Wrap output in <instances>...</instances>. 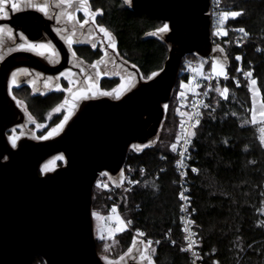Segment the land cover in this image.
<instances>
[{
	"label": "trees",
	"instance_id": "trees-1",
	"mask_svg": "<svg viewBox=\"0 0 264 264\" xmlns=\"http://www.w3.org/2000/svg\"><path fill=\"white\" fill-rule=\"evenodd\" d=\"M89 2L102 13L98 23L112 34L117 52L129 65L145 79L162 69L168 45L149 33L163 22L132 10L124 0ZM220 9L242 14L222 25L226 37L216 48L227 59L228 78L213 84L211 108L202 111L191 132L184 189L195 255L185 249L190 242L181 222V189L173 162L172 145L179 132L176 93L182 80L178 73L157 139L139 151L128 150L123 171L138 184L119 199L93 187L91 213L106 216L119 200L118 211L128 227L108 239L94 233L101 258H118L137 232L152 242L155 264H264V0H220ZM238 29L252 41L227 40ZM99 57L98 51L91 60ZM199 60L184 56L179 72ZM243 71L251 76H241ZM116 82L102 79L101 86L110 90ZM225 88L227 94L221 95ZM255 93L263 108L260 114L254 110ZM32 264L44 261L36 255Z\"/></svg>",
	"mask_w": 264,
	"mask_h": 264
},
{
	"label": "water",
	"instance_id": "water-1",
	"mask_svg": "<svg viewBox=\"0 0 264 264\" xmlns=\"http://www.w3.org/2000/svg\"><path fill=\"white\" fill-rule=\"evenodd\" d=\"M129 2L132 10L168 25L161 38L168 45L162 69L119 99L85 101L53 138H23L10 146L5 131L23 120L6 87L17 54L0 62V264H32L36 255L44 264H105L96 250L91 215L96 180L103 171L118 178L130 145L157 139L183 57L211 55L209 0ZM29 13L0 18V25L28 36L30 29L15 24ZM56 154L64 164L40 174L41 164Z\"/></svg>",
	"mask_w": 264,
	"mask_h": 264
},
{
	"label": "flooded vegetation",
	"instance_id": "flooded-vegetation-1",
	"mask_svg": "<svg viewBox=\"0 0 264 264\" xmlns=\"http://www.w3.org/2000/svg\"><path fill=\"white\" fill-rule=\"evenodd\" d=\"M52 3L45 4L47 14L38 11L37 8L28 7L14 10L9 6L6 16H4V18H8L10 14L31 10V13L27 14V18L15 24L17 27L30 29L28 36L21 30L17 29L15 31L13 27L4 24L7 25L12 37L7 44L5 42L8 40L2 41L3 44H0V53L4 52L0 57V62L11 54H17L13 58L15 65L8 72L6 87L9 97L22 112L23 120L5 131L8 143L12 147H16L18 141L23 139V137L16 139L14 128L25 124L28 118H31V125L45 122L46 127H50L64 120L65 109L73 108L69 119L64 123L63 130L85 101L97 98L92 96L95 95V91L89 93L88 90L83 91L85 90L83 89L81 91L80 89L79 93L72 95L68 94L67 90L74 84H82L86 88V85H90L95 80V71L91 68H93L92 65L96 63L97 59L91 60V56L99 51L101 57L103 49L98 42H93L94 36L91 34L90 28L92 26L90 24L84 28L79 26L80 13L76 14L75 21L77 20V22L71 23L68 21L67 16L72 9ZM45 5L42 4V6ZM53 37L56 40L58 39L57 43ZM67 37L72 38L71 43H69ZM29 44L36 47L28 49ZM93 44H95V48ZM41 45L43 47H39ZM89 77L92 78L91 81ZM110 78H101V80ZM101 88L105 91L109 90L102 86ZM62 130L48 139L57 136ZM37 135L40 137L26 138L35 141L47 140L41 139L43 133ZM9 138L14 143H11ZM104 263L106 264L105 261ZM121 264L147 263L134 257L128 258Z\"/></svg>",
	"mask_w": 264,
	"mask_h": 264
},
{
	"label": "rangeland",
	"instance_id": "rangeland-1",
	"mask_svg": "<svg viewBox=\"0 0 264 264\" xmlns=\"http://www.w3.org/2000/svg\"><path fill=\"white\" fill-rule=\"evenodd\" d=\"M90 0H87V4L86 7H80L79 9H75L72 8L71 10V15L76 19V14L80 13L81 14V20L78 21L80 24L85 18V12H89V13H94L96 11L92 10L90 7ZM130 0H124V2L130 6ZM17 2H23V0H9V6L11 3H17ZM34 2L39 5L42 6L48 3L53 2L52 4L56 5L59 4L60 7H65V8H69L67 7L66 4H60V0H34ZM71 3L73 5H79L83 3V0H71ZM28 8L27 6L22 7L21 9H25ZM29 8H35L36 7H29ZM4 16H6V12L4 13H0V18H4ZM98 16V15H97ZM97 16H95V21L96 23H91V21L89 22V24L92 26L90 28L91 34L94 36L93 37V42H98V44H100L101 48L103 49V54L101 55V57H99L95 63V65H97L96 68H91L94 69L95 71V80H93L91 82V84L86 85V88H84V85H72L71 90L72 91H68V94H72V95H76V93L80 92L79 90L81 89V91L83 89H87L88 92H94L95 91V97H103V96H107L111 99H117L116 96L119 95V98L121 96H123L127 91H125V89H131L138 81H143V80H147L145 79L140 73H137V71L134 69V67L132 65H129L117 52L116 49V42L114 37L111 34L112 40L111 43L114 44L115 46V51L112 50V48L108 47V42L106 41V38L103 36L102 33H100L97 30L98 26H102L101 24L98 23L97 21ZM72 22H77V20L72 21ZM71 22V23H72ZM224 23V22H223ZM164 25H167L166 23H162L160 24V26L156 29L153 30L152 32H150L149 34L158 38H162L167 32L164 33H159L158 29L162 28ZM223 24H221V21L219 22V30L226 32V29L222 26ZM103 27V26H102ZM0 29H2L3 31H0V44H3L2 41L8 40L5 42V44H7L8 42H10L12 35L10 34V32L8 31V27L7 25H0ZM155 33V35L153 34ZM4 52L0 53V57L3 55ZM216 56L214 57V61L211 62L210 64V68L212 69V73L214 76H222L226 74V63H227V59L224 56V54L221 52L220 49H217V53ZM195 56H197L196 54H193ZM198 57V56H197ZM200 58V57H198ZM206 66L208 63H206L205 61L199 60L197 63L192 64L190 62V65L194 66V68L199 69V67H202L204 65ZM221 69H223V71H221ZM156 74V73H154ZM154 76L153 74L150 76L152 77ZM106 77H111L113 79H116L117 82L114 84L113 88L111 90L105 91L104 89L101 88L100 86V80L101 78H106ZM131 78V79H129ZM193 83L192 79H188V80H181L180 85H179V90H181L184 94L187 95H191L192 92H194V88L191 86ZM101 92H111L113 93L112 95H101ZM223 91H221L222 93ZM122 93V94H121ZM178 95V91L176 93V98ZM253 103H254V110L256 114H260L263 110V108L261 107V105L259 104L258 101V96L256 95V93L253 95ZM66 107V106H65ZM165 107V105H164ZM67 108V107H66ZM73 109V108H72ZM72 109H65V115H67L69 117V115L72 113ZM165 114V112H164ZM261 116V115H260ZM29 117V116H28ZM62 122V121H61ZM58 123L56 125L50 126V127H46V123H34L33 125H31V120L28 118L25 122L24 126L21 127H17L14 129L15 134H16V139H21V137L23 138H38L40 137L37 134H41L43 133V136L47 135L52 129L57 128V126L59 124ZM160 130V129H159ZM59 131H57L56 133H53V135H51L50 137L56 135ZM263 138H264V129L262 130V134ZM10 139V138H9ZM11 140V143H13V140ZM152 142L143 144V145H139V144H131L129 149L131 150H135V151H139L141 150L143 147H145L146 145H149ZM57 157H60L61 159H57ZM64 164V158L63 156H61V154H56L52 157H50L48 160H46L44 163L41 164L40 166V174H45L48 171L51 172L54 169H56L57 167L61 166ZM48 166V171H43V169L45 168V166ZM125 172L121 171V175L124 174ZM100 178L99 180L95 182V189H101L99 183L100 182H104V183H114L115 185L119 183V177L115 178L112 177L110 175H108L107 173H105L103 171V173L101 175H99ZM114 206V205H113ZM116 209L114 207H112L110 209V212H108V214L106 216H101L100 215V211L99 213L95 210V212L93 211L91 213L92 215V221H94V227H93V232L95 233V235L97 236L98 234H100V232H102L104 230V224L105 221H109L112 222V224L114 226H110L111 228H107V234L109 238H113L114 235L120 233L122 230L127 229V224L126 222L119 216L117 210L115 212H113L112 210ZM98 237V236H97ZM129 249H131V252H129ZM153 250L154 247L153 245L149 244L148 241L146 239H144L142 236H139V234H135L133 235V240L131 245L123 252V254H121L118 258H116L115 260H111V259H106V257L103 255L102 259L106 262V264H116V263H120L121 262H125V260H127L128 258H136L137 260H141L144 263L149 264V262H151V264H155L153 263ZM144 257H147V259H145Z\"/></svg>",
	"mask_w": 264,
	"mask_h": 264
},
{
	"label": "built area",
	"instance_id": "built-area-1",
	"mask_svg": "<svg viewBox=\"0 0 264 264\" xmlns=\"http://www.w3.org/2000/svg\"><path fill=\"white\" fill-rule=\"evenodd\" d=\"M221 13H223L220 9V0H209V8H208V14L210 17V41L212 44V51L211 55L203 61L208 63L206 66L199 67V69H195L194 66L190 65V63H186L185 66L181 69L179 72V75L182 77L183 80L192 79V87L194 88V92H192L191 95L184 94L181 90L178 91L177 95V116H178V137H176L175 145L176 150L175 157H174V167L176 170V173L179 177V184H180V195H181V201H182V215H181V222L184 226V229L186 231L187 238L189 239L190 244L192 245V241L190 240L192 238V231H191V224L189 219V211H188V203L189 200L186 195V189H184V183H185V172L187 168V157L189 155L188 149L190 145V139H191V132L193 128L196 126L200 114L203 110L210 109L211 104L209 101V94L211 87L213 84L220 83L221 80L227 79V75L214 76L212 73V69L210 68L211 62L214 61V57L217 53L216 43L226 37V35H218L219 30V22H220V16ZM229 41H232L233 43L240 44L242 42H250L251 38L249 34L245 31L241 32L240 29L237 30V32L234 35H231L228 37ZM252 41V40H251ZM202 59V58H201ZM241 76L245 77V71H243ZM195 125V126H194ZM188 141V143H185V141ZM187 149V151H186ZM122 171V170H121ZM102 173H100L101 175ZM119 183H104L100 182L99 185L102 189H104L107 193L115 194L116 197L121 198L122 195L126 192L132 191V189L138 184L137 181H135L133 178H131L129 175H126L125 173L119 175ZM100 176L98 177L97 181L99 180ZM119 201V200H118ZM118 201L115 202L114 208H116L118 214L120 215L118 211ZM104 230L98 234L99 239H108L107 234V228H111L110 226H114L112 222L105 221L104 224ZM134 234H138L137 232H134ZM186 250H188L193 256L195 255L194 249L188 246L185 247Z\"/></svg>",
	"mask_w": 264,
	"mask_h": 264
},
{
	"label": "snow or ice",
	"instance_id": "snow-or-ice-1",
	"mask_svg": "<svg viewBox=\"0 0 264 264\" xmlns=\"http://www.w3.org/2000/svg\"><path fill=\"white\" fill-rule=\"evenodd\" d=\"M60 4H62V5L63 4H66L67 7H69L70 9H72V8L79 9L80 7H86L87 0H83V3L82 4H79V5H73L71 3V0H60ZM25 6H27V7H36L38 11L43 12L44 14H47V6L46 5L45 6H39V5H37L34 2V0H23V2H17V3H11L10 4V7L12 9H14V10H20L22 7H25ZM8 7H9V0H0V13H4V12L8 11ZM101 14L102 13L100 11H96L94 13H89V12L86 11L85 12V17H87V18H85L79 24V26L81 28H84L86 25L89 24L90 21H91V23H96L95 16L101 15ZM241 14H242L241 12H237V11H233V12H230V13H228V12L221 13V16H220L221 24H223V22L226 19H228V17L235 18V17H238ZM67 19L70 22H72V21L75 20V18L71 15V13L68 14ZM97 30L100 33H102L103 36L106 38V41L108 42V47L112 48V50L115 51V46H114V44L111 43V40H112L111 34L108 31H106V29L104 27H102V26H98L97 27ZM0 31H3V30L0 29ZM167 31H168V25H164L162 28L158 29V32L159 33H164V32H167ZM240 31L243 32L244 30L243 29H240ZM153 34L155 35V33H153ZM216 34L223 36V35H226V32H224V31L221 30V31H218V33H216ZM67 39H68L69 43L72 42V38L71 37H67ZM34 47H36V46L31 45V44L28 45V49H32ZM39 47H43V45H41ZM93 47L95 48V44H93ZM236 59L239 60L240 57H237ZM92 67L93 68H96L97 65L94 64V65H92ZM221 71H223V69H221ZM153 75H155V74H153ZM245 75L246 76H251V73L250 72L249 73H245ZM129 79H131V78H129ZM89 80L91 81L92 78L89 77ZM251 83L254 85L256 83V81L255 80H252ZM127 90H130V88L129 89H125V91H127ZM68 91H72L71 88H69ZM83 91H87V89H85ZM227 91L228 90L225 88L224 89V92L221 93V95H226L227 94ZM100 94L101 95H112L113 93H111V92H101ZM116 98L119 99V95H117ZM65 103H67V101H65ZM29 119H31V118H29ZM68 119H69V117L67 115H65L64 116V120L61 122V124H59L57 126V128L52 129L47 135L41 137V139H48L51 135H53V133H56L57 131L62 130V128L64 126V123H66ZM13 143H14V141H13ZM185 143H188V141L186 140ZM172 150L173 151L176 150V145L175 144L172 145ZM186 151H187V149H186ZM57 159H61V158L60 157H57ZM43 171H48V166L47 165L45 166V168L43 169ZM192 171L195 172L196 169H192ZM112 211L115 212L116 209H113ZM140 235H143V234L141 233ZM148 243L151 244L152 242L149 241ZM191 247H192V245L189 244V248H191ZM129 252H131V249H129ZM144 258L147 259V257H144ZM149 264H151V262H149Z\"/></svg>",
	"mask_w": 264,
	"mask_h": 264
},
{
	"label": "crops",
	"instance_id": "crops-1",
	"mask_svg": "<svg viewBox=\"0 0 264 264\" xmlns=\"http://www.w3.org/2000/svg\"><path fill=\"white\" fill-rule=\"evenodd\" d=\"M120 216V215H119Z\"/></svg>",
	"mask_w": 264,
	"mask_h": 264
}]
</instances>
